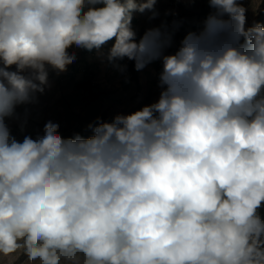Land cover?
<instances>
[{
  "label": "clouds",
  "instance_id": "obj_1",
  "mask_svg": "<svg viewBox=\"0 0 264 264\" xmlns=\"http://www.w3.org/2000/svg\"><path fill=\"white\" fill-rule=\"evenodd\" d=\"M157 2L0 0V264H264V24L207 0L168 52L164 26H132ZM73 48L137 71L159 60L158 99L87 137L49 120L17 140V106Z\"/></svg>",
  "mask_w": 264,
  "mask_h": 264
},
{
  "label": "rangeland",
  "instance_id": "obj_2",
  "mask_svg": "<svg viewBox=\"0 0 264 264\" xmlns=\"http://www.w3.org/2000/svg\"><path fill=\"white\" fill-rule=\"evenodd\" d=\"M247 9V24H264V0H240ZM158 16L151 13H134L132 26L137 38L153 27L164 26L173 34L174 52L181 39L189 31H199L206 17L214 10L207 0H158ZM112 42L102 50L107 51ZM76 60L64 72L49 71L48 86L43 94L37 93L33 102L17 106L16 117L8 121L11 134L17 140L25 135L42 132L49 120L59 123L64 137L75 134L91 135L88 125L102 121L111 122L117 114H129L144 105L155 102L160 93L159 73L162 63L157 60L142 70L134 68V62L124 60L109 63L95 50L71 49ZM126 68L122 69V66ZM264 218V207L260 210ZM19 253L5 258L10 264H24Z\"/></svg>",
  "mask_w": 264,
  "mask_h": 264
}]
</instances>
